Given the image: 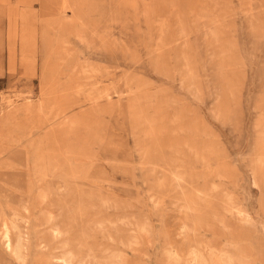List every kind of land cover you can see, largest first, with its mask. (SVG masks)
Segmentation results:
<instances>
[{
  "label": "rangeland",
  "instance_id": "obj_1",
  "mask_svg": "<svg viewBox=\"0 0 264 264\" xmlns=\"http://www.w3.org/2000/svg\"><path fill=\"white\" fill-rule=\"evenodd\" d=\"M42 4L57 37L20 38L26 79L0 78V215L26 217L29 264L64 243L86 264H193L206 245L264 264V0ZM51 103L66 113L42 130Z\"/></svg>",
  "mask_w": 264,
  "mask_h": 264
},
{
  "label": "bare ground",
  "instance_id": "obj_2",
  "mask_svg": "<svg viewBox=\"0 0 264 264\" xmlns=\"http://www.w3.org/2000/svg\"><path fill=\"white\" fill-rule=\"evenodd\" d=\"M2 1H9V0H2ZM24 0H20L19 2H23ZM12 13V12H11ZM26 15V14H25ZM24 17V16H23ZM27 17V16H26ZM22 18V17H21ZM25 18V17H24ZM26 19V18H25ZM28 19V18H27ZM24 20V19H23ZM181 51V50H180ZM179 54V53H178ZM79 57V56H78ZM15 57L12 56V59H14ZM61 59V58H59ZM64 61V60H63ZM15 62V61H14ZM10 63V62H9ZM62 63V62H61ZM86 63V62H85ZM84 63V64H85ZM12 67V66H11ZM1 68V65H0ZM77 70V69H76ZM80 70V69H79ZM61 71V70H60ZM74 73V72H73ZM77 73V72H76ZM79 73V72H78ZM59 74V73H57ZM72 74V73H71ZM206 74V73H205ZM70 78L71 76L68 75ZM68 76L67 79H68ZM112 76V75H111ZM60 77V76H59ZM69 78V79H70ZM121 78V77H120ZM61 79V78H60ZM116 79V78H114ZM57 80V79H56ZM63 80V79H62ZM58 81V80H57ZM71 82V81H70ZM119 82V80H118ZM117 82V83H118ZM69 83V82H68ZM127 83V82H126ZM59 86V85H56ZM61 86V85H60ZM71 86V84H70ZM81 87V86H80ZM89 87V86H88ZM125 87V86H124ZM60 88V87H59ZM66 88V87H65ZM53 89V88H52ZM58 89V88H57ZM56 89V91H57ZM84 89V88H83ZM125 89V88H124ZM66 91V89H64ZM101 90V89H100ZM47 91V90H46ZM53 91V90H52ZM51 91V92H52ZM78 91V90H77ZM64 92V91H63ZM63 92H61L63 94ZM58 93V92H57ZM65 93V92H64ZM52 94V93H50ZM82 94V93H81ZM57 95V94H56ZM84 95V94H83ZM109 95V93H108ZM77 96V95H76ZM65 97V96H64ZM83 98V97H82ZM110 98V97H109ZM66 99V98H65ZM104 100V99H103ZM100 101V100H99ZM65 102V101H64ZM62 102V103H64ZM90 103V102H89ZM93 102H91L92 104ZM95 103V102H94ZM54 103H51L50 106H48V108H44L43 104H39L36 107V115L35 118H37V123H39L38 127L41 128L42 130L45 127V124L52 118V117H47L49 116V114L51 113V116L56 117L58 115L61 116V114H65L66 113V108L67 106L65 104H58V109H56V111H54V107H53ZM69 105V104H68ZM101 108V107H100ZM103 108V107H102ZM96 109V108H95ZM75 110V109H74ZM99 110V109H97ZM101 110V109H100ZM114 114V113H113ZM79 121V120H78ZM65 123L64 120H61L59 122V124H63ZM102 124V123H101ZM37 126V125H36ZM45 132V130H44ZM70 133H66L65 135H69ZM23 142V141H22ZM108 145V144H106ZM96 146V145H95ZM107 147V146H106ZM110 147V146H108ZM106 149V148H105ZM109 149V148H108ZM52 150L56 153L53 154V156L59 157L61 156V152L56 151L55 148H52ZM124 150V149H123ZM110 151V149H109ZM108 151V152H109ZM127 151V150H126ZM112 152V151H111ZM108 154V153H107ZM104 155V153H103ZM109 155V154H108ZM102 156V154H101ZM97 157V156H96ZM109 157V156H108ZM102 159V158H101ZM105 160V159H104ZM31 161V160H29ZM109 161V160H108ZM113 161V160H111ZM124 162V161H123ZM98 163V162H97ZM97 163L95 165H97ZM130 163V162H129ZM103 164V163H102ZM121 166V165H119ZM127 167V166H126ZM155 167V166H154ZM195 167V166H194ZM109 170V169H108ZM160 170V169H159ZM165 171V170H164ZM52 172V171H51ZM54 173V170H53ZM73 173V172H72ZM176 173V172H175ZM180 173V172H179ZM174 175V174H173ZM177 178H180L179 175H176ZM104 178V176H103ZM102 178V179H103ZM175 178V180L177 179ZM105 179V178H104ZM111 179V178H110ZM181 179V178H180ZM181 182V181H180ZM113 185V184H112ZM40 193H41V201L45 200L46 198V193H45V189L43 187L40 188ZM21 200L19 201V206L26 209V201L21 197ZM236 207V206H235ZM233 207V208H235ZM242 207V206H241ZM11 210V209H10ZM252 211V210H251ZM11 212V211H10ZM236 212L241 215L242 217H244L245 221H248L251 217L250 212H248L247 210L240 208V207H236ZM236 216V214H235ZM236 218V217H235ZM53 220V215H51V213H49L48 211H45L44 214V219L43 222L47 223V222H51ZM251 221V220H250ZM35 222V221H34ZM127 222V221H126ZM131 222V221H130ZM128 224V223H127ZM190 224V223H189ZM233 224V223H231ZM132 226V225H131ZM183 227L180 229L183 231H185L186 229H190L192 231H194V226L192 227L191 225L186 226V225H182ZM191 226V227H190ZM147 229V228H146ZM150 229V228H149ZM58 230H61L59 228V226L55 225L53 227L49 226V231L45 236H41L39 239V245L45 249L46 246H48V243L46 242V238L47 236H57L59 233ZM189 230H187L188 232ZM235 232V231H234ZM233 232V233H234ZM123 233V232H122ZM181 233V232H180ZM183 233V232H182ZM181 233V234H182ZM190 233V232H189ZM206 233V232H205ZM112 235V234H111ZM123 234H121L122 236ZM186 235V233H185ZM60 236V235H59ZM68 236V235H67ZM65 236V237H67ZM115 236V235H113ZM120 236V237H121ZM143 236V235H142ZM180 236V235H179ZM64 237V238H65ZM120 237L118 239H120ZM189 237V236H188ZM36 238V237H35ZM60 238V237H59ZM117 238V237H116ZM122 240L124 237H121ZM149 238V237H148ZM58 239V237H57ZM146 239V236H145ZM189 239V238H188ZM196 239V238H195ZM59 240V239H58ZM67 240V239H66ZM125 240V238H124ZM123 240V241H124ZM186 240V239H185ZM52 241V240H51ZM64 241V240H63ZM126 241V240H125ZM150 241V240H149ZM152 242V241H150ZM183 242V241H181ZM236 243V242H235ZM234 244V243H233ZM0 245L2 247V250L4 252H8L11 253V255L14 256V259L16 262H18V264H29L30 261V257H31V232H30V225L27 226V219L25 216H23L20 212L15 211L13 213L12 217H6V216H1L0 215ZM59 246L60 243H59ZM68 246V245H67ZM207 246V250L206 253L201 252L199 249L193 248L191 254H192V260L194 261L193 264H228V263H232L233 260L236 258L237 261L244 263L245 262V256L243 255H234L232 253L227 252V249H219V248H215L213 247H208ZM196 247V246H194ZM58 248V247H57ZM70 248V246H69ZM73 248V247H72ZM42 249V250H43ZM56 249V248H55ZM61 249V248H60ZM74 249V248H73ZM72 249V250H73ZM237 249V248H236ZM1 250V249H0ZM53 251V250H52ZM176 251V250H173ZM191 251V250H190ZM83 252V251H82ZM178 252V251H177ZM238 251H236L237 253ZM171 254V253H170ZM175 254V253H174ZM178 255V253L176 254ZM187 255V252H186ZM87 256V255H86ZM117 256V254H115V257ZM10 257V256H9ZM84 257V256H83ZM190 258V257H189ZM188 258V259H189ZM86 259V258H84ZM84 259L81 258H77L75 256V254L73 253V251H71L70 249H66V244L64 243L63 245V251L61 253V255L57 256L54 255V253L52 254L51 251L48 254L47 259H42L39 258L35 264H86ZM118 260V258H117ZM116 261V260H115ZM250 261V260H249ZM115 263V262H113Z\"/></svg>",
  "mask_w": 264,
  "mask_h": 264
},
{
  "label": "crops",
  "instance_id": "obj_3",
  "mask_svg": "<svg viewBox=\"0 0 264 264\" xmlns=\"http://www.w3.org/2000/svg\"><path fill=\"white\" fill-rule=\"evenodd\" d=\"M0 0V38L5 39V43L0 44V78L9 76V74H17L21 79H26L21 75V69L16 63V71H10L9 62L11 56H15L14 60L19 62L20 54V38H31L35 40V54L38 53L39 40L57 37L59 27V19L54 14L49 16H42V3H37L38 0ZM55 1V0H45ZM46 5V3H44ZM64 4V3H62ZM28 12L27 18H21ZM12 12V13H11ZM53 12V11H52ZM19 16V17H17ZM24 19V20H23ZM57 19V20H56ZM56 33V34H55ZM15 38L19 41L13 44L12 40ZM1 43V42H0ZM41 47V46H40Z\"/></svg>",
  "mask_w": 264,
  "mask_h": 264
}]
</instances>
